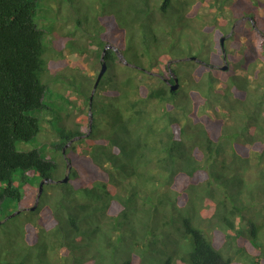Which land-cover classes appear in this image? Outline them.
Returning a JSON list of instances; mask_svg holds the SVG:
<instances>
[{"label":"trees","instance_id":"obj_1","mask_svg":"<svg viewBox=\"0 0 264 264\" xmlns=\"http://www.w3.org/2000/svg\"><path fill=\"white\" fill-rule=\"evenodd\" d=\"M238 1L125 0L96 32L111 48L90 102L89 77H49L38 4L0 0V205L21 200L17 171L56 177L57 163L16 148L40 132L29 113L46 108L51 81L74 84L89 109L85 132L76 117L55 138L68 181L44 184L17 231H0L3 264H264V0ZM65 2L78 13L85 1ZM199 35L204 63L177 46L195 50Z\"/></svg>","mask_w":264,"mask_h":264},{"label":"rangeland","instance_id":"obj_2","mask_svg":"<svg viewBox=\"0 0 264 264\" xmlns=\"http://www.w3.org/2000/svg\"><path fill=\"white\" fill-rule=\"evenodd\" d=\"M34 1L38 4L34 21L37 28L44 32V48L46 46L49 48L48 53L45 54L43 58L46 61L51 60L53 64H57V67L50 71L49 77L51 78V76L63 74L65 79L77 83L82 77L87 76V78H90V81L93 80V87L94 80L100 70V56L105 46V43L96 37V32L101 29V34H105L106 29L101 27L103 24V17L109 15L115 16L118 10L125 6V0H113L112 2L108 0H79L85 2L83 3V8L78 7V13L72 9L65 0ZM69 1L73 2L74 0ZM248 5L249 4H247L245 0H240L233 5V9L240 10L242 6L246 7ZM259 15L261 16V13H259ZM81 19L85 22L83 25H87L89 28L88 35L77 26V22L80 23ZM244 19H246V17L238 18L231 27L230 32L224 35L226 37L224 47H226V44H229L227 43V39L231 37L236 25ZM97 20H99V26H96ZM115 20L119 23L118 17H115ZM252 24L254 27L256 26L253 21ZM262 26H264V23H262ZM228 34H230V36H228ZM203 38L200 36L194 41L195 50L192 51L188 49L186 41L178 42L177 46L182 49V52L187 54L186 56L184 55V59H190L191 57L198 59L197 56L202 57L205 55V51L209 48V43ZM71 42L72 44H69ZM132 44L134 45L135 51H140V45H138L136 39L133 40ZM203 48L205 49L200 54ZM216 61L217 63L213 66L221 70L220 68L225 64L224 59L219 61L216 58ZM227 64L229 69L230 62L228 60ZM161 70H163V67H160V71ZM165 75L166 77L162 76V78L167 80V75L170 77L172 71L168 70ZM50 88L52 90L50 93H56H54L51 99H47V95L45 96L46 108L29 113L39 118L41 127L40 132L27 142H18L16 148L19 151L36 149L43 157L57 163V174L54 173L53 175L55 176L56 174L54 181L57 182L64 179L66 174H69L71 171V169L68 171V168H64L63 166V150L59 151L55 147L57 132H59L62 126L68 128L69 125L75 124L76 117H81L80 120L82 122L80 124V130L85 132L87 129L85 127V122L89 114V109L84 105L83 99L77 96L74 91V84L65 83V81H51ZM72 103H75V106H72ZM73 140H75V138L67 143L63 149L68 147ZM14 179V184L19 187L23 196L19 202L17 200L6 199L1 203L0 231L2 234L10 232L15 233L17 231L22 221L25 219V215L28 213L27 211L21 210H27L34 206L38 187L42 181L33 172H27L25 173L24 182H22L21 171L16 172ZM18 211L19 214H17ZM214 242L218 243L216 237L214 238ZM87 254L89 255V253ZM3 257L4 250H1L0 264L4 263ZM235 264L240 263L235 262Z\"/></svg>","mask_w":264,"mask_h":264},{"label":"water","instance_id":"obj_3","mask_svg":"<svg viewBox=\"0 0 264 264\" xmlns=\"http://www.w3.org/2000/svg\"><path fill=\"white\" fill-rule=\"evenodd\" d=\"M228 36H230V34H228ZM225 39H226L225 36H223V37L220 38V45H221V49H222V52H223V59H224V62H225V64L220 68L223 71H226L228 69L226 50H225V47H224V41H225ZM109 48H111V46L110 45H106L104 47L103 51H102L101 56H100L101 67H100V70H99V72L97 74V77L95 79V82H94V85L92 87V90L90 92V102L93 99L94 93H95V91L97 89V86H98L100 80L102 79L103 75L107 71V64H106V62L104 60V55L106 53V50L109 49ZM116 52H117V54H119L118 56L121 59L122 58V55L118 51H116ZM188 60H192V61L204 63V61H201V60H199V59H197L195 57H191ZM170 77L173 79V82L169 85V87H170V90L171 91L175 92L179 88V86H180L179 80L173 74L170 75ZM89 123H91V121ZM67 168H68V171L71 169V165H70L69 162L67 163ZM67 181H68V175H66L65 178L62 179V180H60L59 182L60 183H66ZM45 182H53V180L51 178H48L47 180H42L41 181V183L39 185V190H38V193H37V196H36L35 204L31 208H29L30 210H34L35 209V207H36V205H37V203L39 201L40 195L42 193V187H43V185H44ZM17 213H19V211Z\"/></svg>","mask_w":264,"mask_h":264},{"label":"clouds","instance_id":"obj_4","mask_svg":"<svg viewBox=\"0 0 264 264\" xmlns=\"http://www.w3.org/2000/svg\"><path fill=\"white\" fill-rule=\"evenodd\" d=\"M107 45H109V44H107ZM105 47V46H104ZM104 49V48H103ZM117 51V50H116ZM102 54V53H101ZM119 55V54H118ZM122 59V58H121ZM100 67H101V62H100ZM99 72V71H98ZM173 74V73H172ZM156 75H158V74H156ZM174 75V74H173ZM97 77V76H96ZM162 78V77H161ZM163 79V78H162ZM168 80V79H167ZM94 85V84H93ZM96 92V91H95ZM67 160V159H66ZM69 161L67 160V163H68ZM66 175H68V178H69V174H66ZM52 179V178H51ZM53 180V179H52ZM45 183H48V182H45ZM50 183H55V181L53 180V182H50ZM38 190H39V187H38ZM29 209V208H28Z\"/></svg>","mask_w":264,"mask_h":264},{"label":"flooded vegetation","instance_id":"obj_5","mask_svg":"<svg viewBox=\"0 0 264 264\" xmlns=\"http://www.w3.org/2000/svg\"><path fill=\"white\" fill-rule=\"evenodd\" d=\"M164 81H165V83L167 84V86H169L172 82L171 81H169V80H165V79H163Z\"/></svg>","mask_w":264,"mask_h":264}]
</instances>
